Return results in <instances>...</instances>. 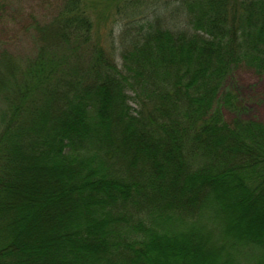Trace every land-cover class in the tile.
<instances>
[{"label":"trees","instance_id":"1","mask_svg":"<svg viewBox=\"0 0 264 264\" xmlns=\"http://www.w3.org/2000/svg\"><path fill=\"white\" fill-rule=\"evenodd\" d=\"M175 2L63 0L34 54L0 50V264H264L233 82L264 73V0Z\"/></svg>","mask_w":264,"mask_h":264},{"label":"rangeland","instance_id":"2","mask_svg":"<svg viewBox=\"0 0 264 264\" xmlns=\"http://www.w3.org/2000/svg\"><path fill=\"white\" fill-rule=\"evenodd\" d=\"M167 1L170 3L168 6L165 4ZM142 3L140 8L144 9L143 13L148 11L146 6L149 4V9L153 8L151 14L155 9L156 14L173 22L175 0H142ZM62 4L63 0H0V50L7 48L14 54H34L40 45L36 22L50 20ZM119 19L120 22L114 26L115 35L126 21L123 17ZM233 82L239 88L244 107L238 116L264 121V73L257 74L250 67L241 65L234 69ZM130 101L134 108L138 107L133 100ZM234 115L224 110L227 120H232Z\"/></svg>","mask_w":264,"mask_h":264}]
</instances>
